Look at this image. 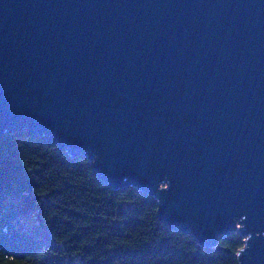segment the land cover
<instances>
[{
	"label": "water",
	"instance_id": "1",
	"mask_svg": "<svg viewBox=\"0 0 264 264\" xmlns=\"http://www.w3.org/2000/svg\"><path fill=\"white\" fill-rule=\"evenodd\" d=\"M22 131L264 264V0H0V136Z\"/></svg>",
	"mask_w": 264,
	"mask_h": 264
},
{
	"label": "trees",
	"instance_id": "2",
	"mask_svg": "<svg viewBox=\"0 0 264 264\" xmlns=\"http://www.w3.org/2000/svg\"><path fill=\"white\" fill-rule=\"evenodd\" d=\"M244 237L201 245L156 198L113 189L85 155L27 131L0 136V264H239Z\"/></svg>",
	"mask_w": 264,
	"mask_h": 264
}]
</instances>
